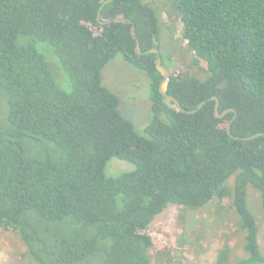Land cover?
I'll return each mask as SVG.
<instances>
[{
  "label": "trees",
  "instance_id": "16d2710c",
  "mask_svg": "<svg viewBox=\"0 0 264 264\" xmlns=\"http://www.w3.org/2000/svg\"><path fill=\"white\" fill-rule=\"evenodd\" d=\"M104 1L0 0V229L16 233L37 264H182L175 250L152 252L155 217L175 205L184 221L227 202L242 254L223 244L214 264H264V135L229 137L234 113L215 118L210 100L218 113L235 110L232 136L264 133V0H165L187 56L185 70L169 72L167 93L186 110L206 101L193 114L158 93L155 54L135 52L137 41L142 52L159 50L153 9L113 0L98 20ZM117 57L148 80L141 129L102 84ZM113 159L109 173L120 174L110 177ZM248 188L260 196L258 216ZM197 240L190 249L200 254Z\"/></svg>",
  "mask_w": 264,
  "mask_h": 264
},
{
  "label": "rangeland",
  "instance_id": "374dc122",
  "mask_svg": "<svg viewBox=\"0 0 264 264\" xmlns=\"http://www.w3.org/2000/svg\"><path fill=\"white\" fill-rule=\"evenodd\" d=\"M140 1L143 4H148L156 14L160 30L159 53L164 64L166 66L168 64L169 72L185 70L187 56L186 54L182 56L179 54L181 35L179 20L172 16L169 21L168 10L164 4L165 0ZM123 63L120 57L109 61L101 71L102 84L117 96H121H119L122 99L119 104L120 113L128 119H132L136 124V128L141 129L148 120L149 114L148 108L146 109L148 80L142 73L135 72L137 69ZM137 94H141L142 97L139 96L135 99ZM131 97H133V100H130ZM6 114L7 96L0 87V129L6 127ZM34 151L37 152V149H34ZM113 161L118 162L117 159L111 160L105 169L106 175L110 177L120 174V172L116 174L109 173ZM122 163L124 164V162ZM229 182L230 179L228 184ZM260 200V196L255 190L247 189V204L255 216L261 214ZM229 201L231 202L230 199ZM235 218V211L231 204L227 202H223L220 206L212 201L198 211L188 212L184 221L180 217L178 207L169 205L155 217L147 230V234L153 242L152 252L171 249L175 250L174 254L177 255L175 259L182 262V264H214L216 250L222 247L223 244H227L231 248L232 257H236L242 254L243 234L233 233L232 228L236 222ZM32 225L38 229L44 227L42 223L33 222ZM262 233H264V227ZM198 236L201 238L200 243L205 250L200 254H195V251L191 250L190 247L191 242L196 241L194 246L199 248ZM183 240H188V244L181 246ZM32 258V255L27 254L24 243L16 233L0 229V264H37ZM90 264L102 263L98 259H93Z\"/></svg>",
  "mask_w": 264,
  "mask_h": 264
},
{
  "label": "water",
  "instance_id": "95a60500",
  "mask_svg": "<svg viewBox=\"0 0 264 264\" xmlns=\"http://www.w3.org/2000/svg\"><path fill=\"white\" fill-rule=\"evenodd\" d=\"M113 0H106L103 2V4L101 5V7L99 8V11L97 13V19L99 20V15H100V10L101 8L111 2ZM102 23V22H100ZM135 52L137 53V55H147V54H155L156 58H155V61H154V64H155V68L156 70L160 73V75L162 76V79L158 85V93L167 101H170L172 103H174L175 107L182 113H187V114H193L195 113L196 111L200 110L201 107L205 104L206 101H202L195 109L193 110H186L184 109L181 104L178 102V100L167 93V87H168V82H169V78H170V73H169V70L167 69V67L165 65L162 64L161 62V57H160V54H159V50L156 49V48H151L145 52H142L141 49H140V45H139V42L137 41L136 42V46H135ZM210 100H213L215 103H214V109H213V113H214V116L215 118H222L224 117L227 113L229 112H232L234 113V116L232 118V120L234 119L235 117V110L234 109H226L224 110L222 113H218V108H219V101L217 99V97L213 96L210 98ZM232 120L227 124L226 126V133L229 137L231 138H234V139H243V140H252L254 138H257L259 136H262L264 135V133H256L252 136H249V137H246V138H239V137H234L231 135V132H230V124L232 122Z\"/></svg>",
  "mask_w": 264,
  "mask_h": 264
}]
</instances>
